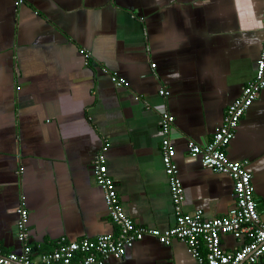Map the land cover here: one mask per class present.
Segmentation results:
<instances>
[{"label":"crops","instance_id":"obj_1","mask_svg":"<svg viewBox=\"0 0 264 264\" xmlns=\"http://www.w3.org/2000/svg\"><path fill=\"white\" fill-rule=\"evenodd\" d=\"M263 14L264 0H0V250L20 251L22 202L35 255L62 236L119 234L93 176L106 143L107 172L127 216L145 228L172 226L160 149L164 109L174 116L184 210L225 215L235 204L232 179L202 166L187 142L211 141L253 76ZM80 49L90 51L87 62ZM227 155L247 161L264 221V89ZM221 242L232 249L242 240L228 234ZM105 264L197 262L183 242L145 236Z\"/></svg>","mask_w":264,"mask_h":264},{"label":"built area","instance_id":"obj_2","mask_svg":"<svg viewBox=\"0 0 264 264\" xmlns=\"http://www.w3.org/2000/svg\"><path fill=\"white\" fill-rule=\"evenodd\" d=\"M23 2L24 0H14L15 6ZM79 52L86 62L92 57L90 51L85 49H80ZM112 80L117 85L126 84L122 78L112 76ZM262 89L264 37L260 43L253 76L226 107L222 122L211 141L204 145L193 140L187 142L189 154L199 157L202 166L214 172L225 173L232 179L235 204L225 215L204 218L200 210L192 213L184 210V190L174 162V116L164 109L160 112V129L163 135L160 149L173 207L172 226L165 229L145 228L138 226L127 216L120 204L116 183L107 172L104 155L108 148L106 143L95 156L93 176L103 191L108 215L113 224L117 225L119 234L108 233L74 240L62 236L50 251L35 255L28 237V211L22 202L17 208L16 222V239L20 244V251L0 250V264H105L110 257H123L136 240L145 236L154 237L164 245H169L174 240L183 242L197 264H264V221L257 208L251 173L246 168L247 161H234L227 155L240 119ZM158 93L165 97L166 90L160 88ZM228 234L242 240L241 244L232 249L224 248L221 238Z\"/></svg>","mask_w":264,"mask_h":264}]
</instances>
